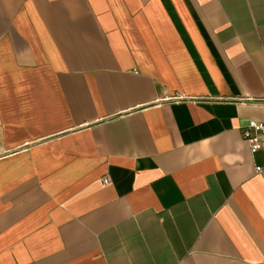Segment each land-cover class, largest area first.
<instances>
[{
	"label": "crops",
	"instance_id": "0c3cea01",
	"mask_svg": "<svg viewBox=\"0 0 264 264\" xmlns=\"http://www.w3.org/2000/svg\"><path fill=\"white\" fill-rule=\"evenodd\" d=\"M251 120L264 0H0V264H264Z\"/></svg>",
	"mask_w": 264,
	"mask_h": 264
},
{
	"label": "built area",
	"instance_id": "2783aa9c",
	"mask_svg": "<svg viewBox=\"0 0 264 264\" xmlns=\"http://www.w3.org/2000/svg\"><path fill=\"white\" fill-rule=\"evenodd\" d=\"M241 133L252 154L258 151L264 152V123L251 120L243 126ZM262 169V166L256 167L257 172ZM103 182L106 183L107 180L103 179Z\"/></svg>",
	"mask_w": 264,
	"mask_h": 264
}]
</instances>
